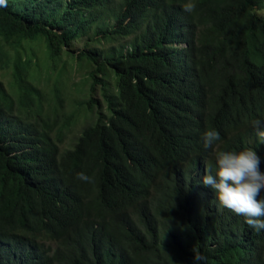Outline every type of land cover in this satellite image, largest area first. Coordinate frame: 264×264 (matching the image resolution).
I'll list each match as a JSON object with an SVG mask.
<instances>
[{
	"label": "clouds",
	"instance_id": "clouds-1",
	"mask_svg": "<svg viewBox=\"0 0 264 264\" xmlns=\"http://www.w3.org/2000/svg\"><path fill=\"white\" fill-rule=\"evenodd\" d=\"M18 1L0 0V8H9ZM196 1L208 11L223 9L211 7L206 0ZM195 9L196 4L192 0L133 2L131 13L140 31L126 37L109 35L103 39L96 33L99 28L95 25L89 31L74 29V34L62 45L63 53L50 69L44 67L45 63L37 68V61L24 46L22 38H14L8 43L9 54L0 56V146L5 151L9 169L0 179V264H51L52 253L60 249V245L66 240V235L61 231L66 227L63 218L69 213L68 205L72 201V189L67 184L76 181L86 183L78 201L73 204L74 211L79 215L82 213L73 227L95 226L97 215L114 207L95 200V186L92 184L95 182L94 178L84 172L74 174L72 169L64 170L60 175H51L49 178L48 155L43 147L45 139L33 130L24 129L22 125L42 120L39 123L53 127L57 122L59 125L54 126L53 131L51 129L52 136L57 139L66 130H59L57 111L59 110L61 117L73 116L74 104L85 99L91 81L83 78L85 76L80 73L97 71L96 65L89 61L88 52L93 48H100L109 56L122 57L135 44L138 48L148 45L150 34L155 43V46L149 45L151 51L162 50L161 61L157 66L160 79L165 80L162 87H158L159 93L160 90L166 93L172 85H176L173 91L163 97L164 111L170 124L183 122L174 142L165 144L161 151L142 149L144 154L140 161H143L145 169L140 167L141 171L157 169L171 180L160 186L161 175L157 174L152 178V186L159 188L152 190L159 196V201L152 210L160 212L165 205L162 195L173 192V199L183 203L197 225L199 234L202 229L211 232L204 249L192 250L194 264L261 263L264 250V105L261 106L254 96L248 95L239 103L235 101L225 111L219 108L217 99L234 90V84L241 73L232 71L241 65L236 63L226 66L215 52L210 59H204L203 64L211 71L222 67L223 77L213 72L212 77H204L202 83V73H197L198 65L194 57V48L200 43L199 36L191 24L193 21L190 15ZM233 13H242L245 23L255 20L264 24V0H236ZM39 25L42 34L39 38L43 40L45 47L44 39L53 31H59L44 19L32 23L31 28ZM90 33L93 35L89 36ZM253 37L260 60L264 63V28L258 29L254 36L252 34ZM35 42L36 40L33 42L34 48ZM11 43L16 44L15 50ZM257 64V61L253 62V68ZM24 68L31 74L29 80L17 79ZM46 70L53 74V82L46 78ZM124 78L126 77L115 78L111 73L102 80L112 84ZM134 79L137 80L136 77ZM54 85L59 89L57 94L54 93ZM201 86L204 93L200 95ZM35 87L43 88L45 95L33 103L19 104L20 97ZM84 87L87 89L86 93L83 91ZM247 101L248 105H245ZM55 105L58 107L57 111L53 110ZM237 110L244 121L247 117L251 118L250 130L246 126H240L242 138L237 141V147L216 149L221 136L212 128L213 122L228 120ZM85 116L89 117L87 113ZM261 116L263 117L258 119ZM3 118L14 120V135L6 130ZM233 125L235 131L238 126L236 120ZM77 135L71 136V130L66 131L58 142L59 152L69 148L70 141L65 149H61L68 136L75 138ZM10 174L21 183H13ZM33 195H37L39 201L46 205L49 216L43 217L29 210L28 200ZM103 205L105 208H101ZM87 217L91 219L88 226ZM142 228L135 222L132 231L142 232ZM138 237L133 236L126 242L128 249L139 244ZM202 237H205L204 232L199 236ZM76 238L81 245L87 240L82 236Z\"/></svg>",
	"mask_w": 264,
	"mask_h": 264
},
{
	"label": "trees",
	"instance_id": "trees-1",
	"mask_svg": "<svg viewBox=\"0 0 264 264\" xmlns=\"http://www.w3.org/2000/svg\"><path fill=\"white\" fill-rule=\"evenodd\" d=\"M84 1L19 0L13 6L9 7L8 4L9 8H0V56L9 54L8 43L20 37L37 61V68L45 63L44 67L50 69L63 53L62 45L68 42L75 30L89 31L95 25L99 28L96 33L103 39L109 35L126 37L141 30L131 13L133 2L138 3L139 0ZM206 1L211 7L223 9L208 11L199 2L192 0L196 9L190 14L193 21L191 24L198 32L200 42L194 48V57L198 65L197 73H202V83L204 77L210 79L213 72L223 77L222 67L211 71L203 64L204 59H210L217 52L226 66L236 63L241 65L232 71L241 73L234 84V90L217 99L219 108L225 111L235 101L239 103L248 95L254 96L261 106L264 105V63L260 60L255 37L252 38V34L254 36L258 29L264 28V24L255 20L245 23L242 13H233L236 0ZM206 1L203 3L207 4ZM42 19L59 31H53L44 39L45 47L43 40L39 38L42 36L41 26L31 28L32 23H38ZM35 40L36 49L33 47ZM148 41L149 44L142 48L135 44L122 57L109 56L100 48H93L88 52L89 61L96 65L97 71L80 73L85 76L83 78L91 81L85 99L74 104L73 116L61 117L58 107H53L54 111L58 110L56 116L60 119L59 130L66 129L57 139L52 136L54 126L59 125L57 122L53 127L39 123L42 120L22 125L24 129L33 130L45 139L43 147L48 155L49 178L51 175H60L64 170L72 169L74 174L84 172L94 178L95 182L92 184L95 186V200L101 204L114 205L97 215L95 226H88L91 219L87 217L88 227H73L82 216V213L79 215L74 211L73 204L78 201L86 183L76 181L67 184L72 189V201L68 205L69 213L63 218L66 227L61 232L66 235V240L60 245V249L52 253L51 264H194L192 250L204 249L207 239L211 237V232L205 229L199 234L197 225L183 203L173 199V192L162 195L165 205L160 212L152 210L159 201L158 193L152 191L159 190L152 186V178L160 174V186L171 180L157 169L141 171V168L145 169L143 161H140L144 154L142 149L161 151L165 144L174 142L183 122L170 124L164 111L163 97L173 91L176 85H172L166 93L161 90L159 93L158 87H162L165 80L160 79L157 66L161 61L162 50L151 51L149 45L155 46L152 34ZM11 45L15 50L16 44ZM256 61L258 64L253 68L252 63ZM111 73L115 78H126L112 84L102 80ZM52 75L46 70V78L53 82ZM30 76L28 69L24 68L17 79L29 80ZM53 89L55 94L59 92L57 86L54 85ZM83 91L86 93L87 89L84 87ZM220 91L224 92L223 89ZM203 93L201 86L199 94ZM44 95L43 88H32L20 97L19 104L33 103ZM245 105H248V101ZM235 120L238 126L233 131ZM2 122L6 130L14 135V120L3 118ZM240 126H246L250 130L251 118L247 117L244 121L238 110L228 120L213 122L212 128L221 136L216 149L237 147V141L242 138ZM68 130H71V136L78 135L70 137L69 148L59 152L58 142ZM262 164L264 165V161ZM5 171H9L8 163L5 151L0 146V179L4 177ZM10 177L16 185L21 183L13 175L10 174ZM28 208L43 217L50 215L37 195L28 200ZM135 222L143 227L142 232L133 233L132 226ZM203 232L205 237L199 238ZM75 236H82L87 240L81 245ZM133 236H139V244L128 249L126 242ZM260 264H264V250Z\"/></svg>",
	"mask_w": 264,
	"mask_h": 264
},
{
	"label": "rangeland",
	"instance_id": "rangeland-1",
	"mask_svg": "<svg viewBox=\"0 0 264 264\" xmlns=\"http://www.w3.org/2000/svg\"><path fill=\"white\" fill-rule=\"evenodd\" d=\"M92 35H93L92 33L89 34V36H92ZM65 108H67V107H65ZM66 112H67V111H66ZM69 137H70V136H68L67 139L64 141L63 145L61 146V149H65V148L68 146V143H69Z\"/></svg>",
	"mask_w": 264,
	"mask_h": 264
}]
</instances>
